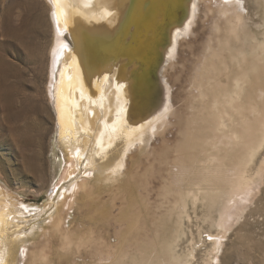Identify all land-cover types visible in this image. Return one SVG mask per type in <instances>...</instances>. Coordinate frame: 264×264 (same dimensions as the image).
Returning <instances> with one entry per match:
<instances>
[{"label": "rangeland", "instance_id": "obj_1", "mask_svg": "<svg viewBox=\"0 0 264 264\" xmlns=\"http://www.w3.org/2000/svg\"><path fill=\"white\" fill-rule=\"evenodd\" d=\"M15 1L17 12L33 8L47 21L38 50L10 58L19 89L44 114L6 122L0 109V185L12 208L0 228V262L264 264V0H240L242 17L231 23L216 0H182L161 26L156 52L125 77L137 109L129 142L122 134L110 170L109 159L97 160L107 174L90 168L66 180L54 209L71 161L51 97L59 32L51 0H0V62L3 18ZM27 123L29 132L16 130Z\"/></svg>", "mask_w": 264, "mask_h": 264}, {"label": "bare ground", "instance_id": "obj_2", "mask_svg": "<svg viewBox=\"0 0 264 264\" xmlns=\"http://www.w3.org/2000/svg\"><path fill=\"white\" fill-rule=\"evenodd\" d=\"M51 2L54 7L53 19L59 32L57 43L52 50L51 97L55 106L60 139L69 149L71 158L62 178L63 186L58 188L50 204L54 209L61 203V198L64 199L66 196L67 190L63 191L66 180L77 179L90 168L99 171L100 176L107 174L104 169L110 163L111 154L116 149L118 141L122 139V134H125L123 139L129 142L133 132L132 115L137 109L128 98L131 89L135 88L126 84L128 81L125 77L130 74L134 64L146 61L152 52H156L154 42L162 30L161 26L164 32V23L174 13L183 10V7L182 0H51ZM216 2L221 6L218 9L223 11L219 12L220 15L224 16L228 23L242 17L243 6L240 0ZM19 6L21 2L15 1L5 12L2 23L5 59L0 62V109L6 122H20L28 120L32 114H44L42 106L34 105L30 97L24 93L25 89H19L20 72L10 58L18 59L22 48H30L31 52L35 53L38 50L35 40L43 35L40 31L47 21L44 14L33 12V8L31 12L25 14L17 12ZM177 31L178 29L175 34ZM65 35H68L69 41ZM242 51L236 49L235 52ZM235 54L229 56L232 64H238L232 57ZM236 66L240 68L239 65ZM250 70L258 71L259 67L256 69L251 67ZM213 105L212 100L210 111ZM248 110L247 112H251ZM260 120L261 118L256 122ZM216 122L219 123L218 120ZM120 123H123L126 133H120ZM257 125L254 126L255 133L260 131ZM32 128L33 124L27 123L16 130L29 132ZM202 144L210 145L209 142ZM249 144L247 149L252 146L254 149L259 147L253 143L250 146ZM244 154H247L246 151ZM241 157L242 154L237 156L238 159ZM106 158L109 159L107 164L101 167L97 160L104 161ZM229 163L231 165L233 160ZM112 166L114 160L110 163L109 170ZM114 170L112 169L116 172ZM213 180L223 182L224 177L216 175ZM11 211L4 189L0 185V228L4 222L7 223V215L12 214ZM221 235L218 234L215 239L212 255L218 252L222 241Z\"/></svg>", "mask_w": 264, "mask_h": 264}]
</instances>
